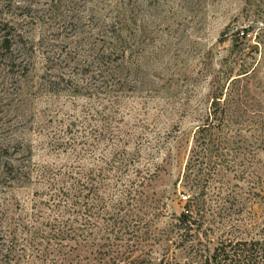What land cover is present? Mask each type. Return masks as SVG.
<instances>
[{
	"label": "rangeland",
	"instance_id": "374dc122",
	"mask_svg": "<svg viewBox=\"0 0 264 264\" xmlns=\"http://www.w3.org/2000/svg\"><path fill=\"white\" fill-rule=\"evenodd\" d=\"M102 56L118 66L108 95L96 83ZM239 77L258 117L243 132L251 150L213 152L216 168L202 165L187 180L212 92ZM105 127L112 134L102 138ZM55 139L75 146L54 148ZM262 140L264 0H0V216L22 255L16 264H53L56 246L46 185L29 169L70 164L79 149L93 168L104 152L141 148L154 178L135 189L156 234L188 208L195 241L212 248L263 237ZM96 258L81 251L74 263L101 264Z\"/></svg>",
	"mask_w": 264,
	"mask_h": 264
},
{
	"label": "trees",
	"instance_id": "16d2710c",
	"mask_svg": "<svg viewBox=\"0 0 264 264\" xmlns=\"http://www.w3.org/2000/svg\"><path fill=\"white\" fill-rule=\"evenodd\" d=\"M3 41L7 47L11 46L10 38L5 37ZM104 58L102 56L95 75L102 94L108 95L118 86V78L113 71L118 66L111 65ZM242 74L241 77H245L249 72ZM240 80V77L232 78L227 87H217L212 92L206 116L195 131L187 162V180L191 178L193 169L202 165H209L213 170L216 168L211 164L215 162L213 152L221 156L222 150L233 147L235 151L243 148L251 150L252 141L246 140L243 132L249 127L248 121L255 123L258 117L254 116V110L249 112L254 103L248 101L246 87L240 85ZM109 134L112 132L108 127L100 133L102 138ZM260 137L254 136L256 143ZM51 143L54 148L63 144L75 146L74 139L67 142L55 139ZM140 149L129 150L122 146L109 153L104 152L99 159L101 161L93 168H88L83 162L84 154L79 149L70 164L58 167L39 163L29 169V174L35 171L36 179L46 185L49 196L45 204L54 214L53 220L51 218L47 222L54 228L52 238L56 246L52 250L53 264H75L74 257L81 251H89L93 257H98L96 259L101 264H146L149 261L152 264H264V236L229 238L212 248L201 238L195 241L197 234L193 224L198 218L188 214V208L186 213L173 217L176 222L167 232L165 230L162 235L154 233L153 218L139 207L142 194H137L140 190L135 189L138 181L146 186L154 178L150 167L141 164ZM14 170V165L10 164V172ZM241 171L245 172L246 168ZM137 177H140L139 180ZM123 194L126 197L120 198ZM114 196L120 200L112 208L110 202ZM48 217H51L50 214ZM9 241L0 216V264H16L22 256L16 252L15 240L12 239L11 244ZM146 245H149L147 250ZM154 251L160 255L157 262L150 256L154 255ZM43 257L47 261L50 254Z\"/></svg>",
	"mask_w": 264,
	"mask_h": 264
}]
</instances>
